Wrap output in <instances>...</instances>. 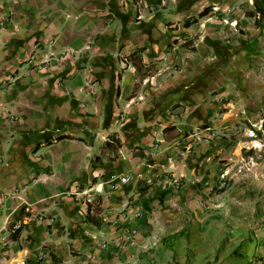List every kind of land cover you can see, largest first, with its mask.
Returning <instances> with one entry per match:
<instances>
[{"label":"crops","instance_id":"crops-1","mask_svg":"<svg viewBox=\"0 0 264 264\" xmlns=\"http://www.w3.org/2000/svg\"><path fill=\"white\" fill-rule=\"evenodd\" d=\"M0 23V264H264V0H0Z\"/></svg>","mask_w":264,"mask_h":264},{"label":"built area","instance_id":"built-area-1","mask_svg":"<svg viewBox=\"0 0 264 264\" xmlns=\"http://www.w3.org/2000/svg\"><path fill=\"white\" fill-rule=\"evenodd\" d=\"M137 5L138 6L140 5V0H137ZM217 10H218L217 7H213L211 9L212 12H216ZM224 12L228 16V18L223 20V24L225 26L231 28L234 31V33H237L238 30H237V27H236L237 26L236 20L229 18V16L233 12V9L232 8H228V9H225ZM138 18H140V14L138 15ZM34 51H35V49H33L32 52L28 56V63H30V64H36L35 54H34L35 52ZM49 58H51V57H49ZM43 63H44V61H43ZM225 177H226V172L222 171L221 174L218 177V180H216L214 183H204V186L207 188V190L210 193H217V192L223 191L226 188V184H227ZM109 180L111 182H115V184L123 185V184H126L129 181V177L126 176V175H124V176H114V175H112V176H110ZM115 184H114V186H115ZM114 186L112 185L111 188L114 187ZM173 186H174V188H177L178 187V183L174 181L173 182Z\"/></svg>","mask_w":264,"mask_h":264},{"label":"trees","instance_id":"trees-1","mask_svg":"<svg viewBox=\"0 0 264 264\" xmlns=\"http://www.w3.org/2000/svg\"><path fill=\"white\" fill-rule=\"evenodd\" d=\"M199 17H201V14H200V16ZM87 213L89 214V211H88V209H87Z\"/></svg>","mask_w":264,"mask_h":264}]
</instances>
